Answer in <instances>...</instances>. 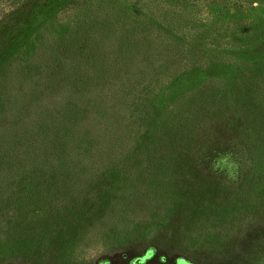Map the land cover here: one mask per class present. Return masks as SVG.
<instances>
[{"label":"rangeland","instance_id":"1","mask_svg":"<svg viewBox=\"0 0 264 264\" xmlns=\"http://www.w3.org/2000/svg\"><path fill=\"white\" fill-rule=\"evenodd\" d=\"M91 1L34 0L0 23V111L35 75L42 28ZM170 1L201 27L174 45L203 68L168 81L133 150L100 169L41 171L0 149V172L16 175L0 185V264H264V0Z\"/></svg>","mask_w":264,"mask_h":264},{"label":"trees","instance_id":"2","mask_svg":"<svg viewBox=\"0 0 264 264\" xmlns=\"http://www.w3.org/2000/svg\"><path fill=\"white\" fill-rule=\"evenodd\" d=\"M33 1L0 0V23ZM169 2L92 0L83 4L85 13L71 9L76 13L73 20L58 24L65 33L56 24L43 27L28 58L35 75L24 82L18 77L22 89L10 90L0 111L2 154L41 171L48 164L87 158L100 169L99 164L107 166L129 154L151 122L153 103L168 81L204 66L196 52L174 45L179 34L193 38L202 32ZM68 33L69 37L62 35ZM207 121L205 127L211 131L218 124ZM227 140L221 144L227 146ZM198 143V154L209 158L211 138ZM233 154L228 159L234 160ZM15 178L14 171L0 172V185Z\"/></svg>","mask_w":264,"mask_h":264}]
</instances>
